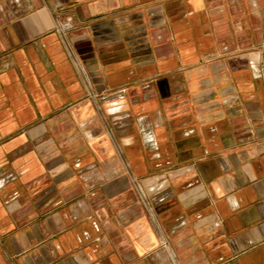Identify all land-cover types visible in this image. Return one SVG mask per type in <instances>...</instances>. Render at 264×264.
I'll use <instances>...</instances> for the list:
<instances>
[{"label":"crops","instance_id":"crops-1","mask_svg":"<svg viewBox=\"0 0 264 264\" xmlns=\"http://www.w3.org/2000/svg\"><path fill=\"white\" fill-rule=\"evenodd\" d=\"M0 264H264V0H0Z\"/></svg>","mask_w":264,"mask_h":264}]
</instances>
